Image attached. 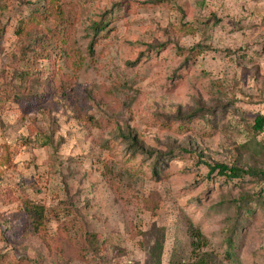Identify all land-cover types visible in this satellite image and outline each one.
<instances>
[{
	"label": "rangeland",
	"instance_id": "rangeland-1",
	"mask_svg": "<svg viewBox=\"0 0 264 264\" xmlns=\"http://www.w3.org/2000/svg\"><path fill=\"white\" fill-rule=\"evenodd\" d=\"M257 114L264 0H0V264H264Z\"/></svg>",
	"mask_w": 264,
	"mask_h": 264
},
{
	"label": "trees",
	"instance_id": "trees-1",
	"mask_svg": "<svg viewBox=\"0 0 264 264\" xmlns=\"http://www.w3.org/2000/svg\"><path fill=\"white\" fill-rule=\"evenodd\" d=\"M94 26H96L95 25V23L93 24V26L92 27H94ZM64 28L62 27V30H63ZM98 29H100L99 27H98ZM189 30H192L191 28L189 29ZM59 36H60V34H59ZM61 41H63V39L61 38L60 39ZM92 43H93V40H91V41H89V48L91 49V47H92ZM72 48H69V50H71ZM264 126V114H257L255 117H254V119H253V122H252V128L253 129H255V130H260V129H262V127ZM132 146L133 147H135V146H137V143H135L134 141H133V143H132ZM142 151V150H141ZM145 151V150H144ZM147 154L148 153H150V152H146ZM159 156V155H158ZM158 158V157H157ZM156 158V159H157ZM156 159H154L155 160V162H156ZM155 162H153V164L151 165V166H153V170H152V173L154 172L155 173V170H156V164H155ZM207 168H208V171L209 172H213V171H216V174H223V175H225L226 177H235V178H238V177H240L241 175H243V174H245V173H247V174H249V175H255L252 171H250V170H244V169H242V168H239V167H237V166H234V165H226V164H224V163H215V164H213V165H209V164H207ZM261 174H262V172H261ZM263 175V174H262ZM31 208H32V206L30 205V206H28V205H25V209H26V211L27 212H29L30 210H31ZM31 213V214H30ZM32 213H34V211L33 212H29V215H33ZM35 220V219H34ZM36 221V220H35ZM34 221V222H35ZM162 236H163V233H161V238H162ZM197 237V238H199L200 237V233H199V231L198 230H194V231H192V237ZM159 239V241H158V243H156V245H155V247H154V249H153V251H154V256H155V259H154V262L156 263V264H158V263H160V250H161V240L162 239ZM190 244H192L194 247L195 246H198V244H199V242L198 241H194V239L192 238V241H191V243ZM208 258L206 257V255L205 254H203V253H201V255H199L198 257H196L194 260H192V261H188V262H177V263H175V264H207V262H208Z\"/></svg>",
	"mask_w": 264,
	"mask_h": 264
}]
</instances>
